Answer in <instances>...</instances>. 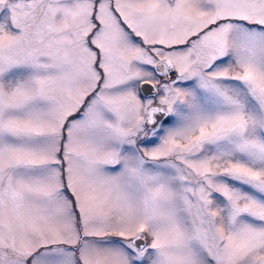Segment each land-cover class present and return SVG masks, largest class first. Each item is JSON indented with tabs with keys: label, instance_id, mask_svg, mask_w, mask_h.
<instances>
[{
	"label": "snow or ice",
	"instance_id": "6c2138e0",
	"mask_svg": "<svg viewBox=\"0 0 264 264\" xmlns=\"http://www.w3.org/2000/svg\"><path fill=\"white\" fill-rule=\"evenodd\" d=\"M0 264H264V0H0Z\"/></svg>",
	"mask_w": 264,
	"mask_h": 264
}]
</instances>
